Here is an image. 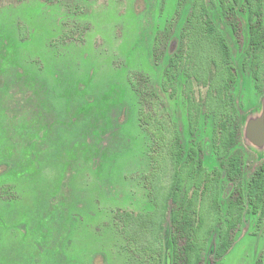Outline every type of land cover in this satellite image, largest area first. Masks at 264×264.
Segmentation results:
<instances>
[{
	"label": "rangeland",
	"instance_id": "374dc122",
	"mask_svg": "<svg viewBox=\"0 0 264 264\" xmlns=\"http://www.w3.org/2000/svg\"><path fill=\"white\" fill-rule=\"evenodd\" d=\"M204 1L237 73L232 97L243 167L236 182L221 183L225 215L264 164V81L261 91L242 3L236 37L219 0ZM192 4L0 0V264H173L169 219L161 249L157 244L149 255L137 251L145 244L139 229L125 234L117 217L156 209L151 184L165 192L172 182L176 130L186 150H203L208 171L222 170L212 120L203 118L195 135L189 131L187 78L171 87L164 75L172 55L185 49L180 36ZM206 91L195 84L193 96L202 101ZM217 244L215 228L204 264L264 260V216L247 205L235 243L219 261Z\"/></svg>",
	"mask_w": 264,
	"mask_h": 264
},
{
	"label": "trees",
	"instance_id": "16d2710c",
	"mask_svg": "<svg viewBox=\"0 0 264 264\" xmlns=\"http://www.w3.org/2000/svg\"><path fill=\"white\" fill-rule=\"evenodd\" d=\"M241 3L249 19L248 56L251 73L256 87L262 91L264 0H219L222 14L236 37L240 32L236 8ZM206 5L204 0H193L180 36L186 41L185 49L172 55L164 75L171 87L180 76L187 78L185 96L189 131L195 135L203 118L212 120V148L222 170L216 168L212 172L208 171L203 150L194 147L186 150L176 130L171 137L169 154L172 182L165 192H161L163 189L156 186V182L151 184V193L158 204L156 209L150 214L133 216L124 213L117 217L123 223L122 231L125 234L133 225L139 229L136 238L139 236L145 244L137 251L149 255L154 253L157 244L161 249L165 224L169 219L173 264H204V251L215 228L218 229L215 259H223L235 243L246 206L250 205L254 213H261V218L264 216V164L252 175L245 195L230 201L225 215L221 210V183L223 178L233 183L241 176L243 153L239 144L241 126L232 97L237 73L226 37L213 22ZM195 84L207 90L202 101L193 96ZM158 195L162 196L161 201ZM256 264H264V260L260 258Z\"/></svg>",
	"mask_w": 264,
	"mask_h": 264
}]
</instances>
